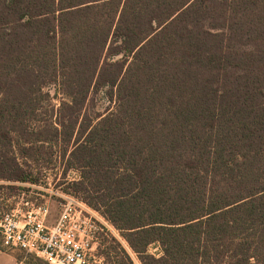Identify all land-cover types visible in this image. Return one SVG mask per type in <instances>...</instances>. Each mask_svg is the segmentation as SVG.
<instances>
[{"label": "trees", "instance_id": "16d2710c", "mask_svg": "<svg viewBox=\"0 0 264 264\" xmlns=\"http://www.w3.org/2000/svg\"><path fill=\"white\" fill-rule=\"evenodd\" d=\"M61 135L65 191L142 264H264V0H0V180Z\"/></svg>", "mask_w": 264, "mask_h": 264}, {"label": "rangeland", "instance_id": "374dc122", "mask_svg": "<svg viewBox=\"0 0 264 264\" xmlns=\"http://www.w3.org/2000/svg\"><path fill=\"white\" fill-rule=\"evenodd\" d=\"M49 89L44 88L43 91ZM51 93L55 92V89H51ZM89 101V110L94 107L104 108L109 104L106 94L104 91H100L98 94L92 95ZM62 99L67 97L59 91V95L53 99H49L47 96H43L41 102L43 104L41 114L38 120L30 122L29 130L25 129L22 133L13 132V143L7 145V149L19 157H23L19 148L20 142H24L25 139L35 141L38 138L37 131L39 126L42 124H50L51 120L55 119L53 114L52 106L60 103ZM93 102H96L97 106H94ZM50 131V130H49ZM48 132V131H46ZM52 131H50L51 133ZM65 136L61 135L58 137L52 136L49 142H45L42 146L33 151L32 156H28L26 161L32 163L37 169V176L39 177L38 183H23L17 181L0 180V215L4 211H8L16 205L23 207L22 202L26 199H30L36 202L48 201L51 205V222H54L58 213L60 212V197L56 194V190H67L71 179L77 177L78 174L74 171H68L67 176L64 173L66 164V158L64 152L66 149H71L73 142L67 143ZM115 238L118 242L126 248L135 264H142L138 254L130 247L129 243L121 236L119 230L115 227L112 231L104 230L100 233V242L93 252L97 262L94 261V257H91V261L94 264H125L126 258L121 252L118 244L113 239ZM158 244H151L149 246V253L158 254ZM101 259V260H99ZM0 264H50L43 258L36 255L28 254L22 250L14 249L7 250L0 245Z\"/></svg>", "mask_w": 264, "mask_h": 264}, {"label": "built area", "instance_id": "2783aa9c", "mask_svg": "<svg viewBox=\"0 0 264 264\" xmlns=\"http://www.w3.org/2000/svg\"><path fill=\"white\" fill-rule=\"evenodd\" d=\"M77 170H70V172ZM60 212L51 222L48 201L26 199L0 215V245L7 250L19 249L45 259L50 264H94L93 252L100 242V233L115 226L97 209L78 195L56 190ZM101 260V259H99Z\"/></svg>", "mask_w": 264, "mask_h": 264}, {"label": "crops", "instance_id": "0c3cea01", "mask_svg": "<svg viewBox=\"0 0 264 264\" xmlns=\"http://www.w3.org/2000/svg\"><path fill=\"white\" fill-rule=\"evenodd\" d=\"M69 175V174H68Z\"/></svg>", "mask_w": 264, "mask_h": 264}]
</instances>
